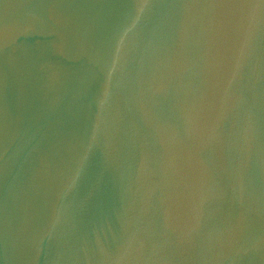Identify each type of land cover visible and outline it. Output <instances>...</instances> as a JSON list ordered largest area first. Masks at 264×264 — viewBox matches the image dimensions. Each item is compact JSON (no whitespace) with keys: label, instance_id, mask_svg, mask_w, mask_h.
Instances as JSON below:
<instances>
[{"label":"water","instance_id":"95a60500","mask_svg":"<svg viewBox=\"0 0 264 264\" xmlns=\"http://www.w3.org/2000/svg\"><path fill=\"white\" fill-rule=\"evenodd\" d=\"M0 264H264V0H0Z\"/></svg>","mask_w":264,"mask_h":264}]
</instances>
